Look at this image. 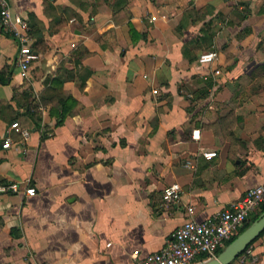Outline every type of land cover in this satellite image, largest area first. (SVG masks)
Instances as JSON below:
<instances>
[{"label": "crops", "instance_id": "0c3cea01", "mask_svg": "<svg viewBox=\"0 0 264 264\" xmlns=\"http://www.w3.org/2000/svg\"><path fill=\"white\" fill-rule=\"evenodd\" d=\"M8 1L36 14L44 41L23 71L0 20V184L18 186L0 191V264H136V249L160 250L188 218L264 183V0ZM211 51L217 61H199ZM176 181L181 200L167 203ZM251 248L243 264H264V234Z\"/></svg>", "mask_w": 264, "mask_h": 264}, {"label": "built area", "instance_id": "2783aa9c", "mask_svg": "<svg viewBox=\"0 0 264 264\" xmlns=\"http://www.w3.org/2000/svg\"><path fill=\"white\" fill-rule=\"evenodd\" d=\"M0 20L4 31L12 33L19 45L17 63L23 71L40 57L32 46L33 36L30 33L29 19L14 12L8 0H0ZM219 59L217 51L200 54L202 63H214ZM219 72V70H217ZM12 126L20 131L24 138L30 135V129L23 127L18 121ZM198 136V130L194 131ZM11 138L7 137L3 143L5 148L11 146ZM206 156L215 155V151H205ZM18 190L15 183L0 184V191ZM27 192L35 194L36 188L29 187ZM183 188L179 182H172L164 189V199L167 203H178L181 200ZM264 204V183L249 188L245 194L208 217L197 220L188 218L179 225L167 239L165 245L158 251L139 256V250L134 251L136 264H195L199 261L215 257L218 250L233 240L244 227L249 217L256 213ZM194 212V207H189ZM252 248L249 246L240 254L239 264L246 262L251 256Z\"/></svg>", "mask_w": 264, "mask_h": 264}, {"label": "trees", "instance_id": "16d2710c", "mask_svg": "<svg viewBox=\"0 0 264 264\" xmlns=\"http://www.w3.org/2000/svg\"><path fill=\"white\" fill-rule=\"evenodd\" d=\"M86 4L87 3L85 1H81L80 2V5L83 6V7H85ZM35 15L36 14L34 12H32V13L29 14V18H28L29 19V24H30V33H31V35L33 37H34V35H33L34 34V31L37 30V28L34 27V26H36V21H34ZM31 20H33V23L32 22L30 23ZM128 24H129L130 32L132 34V38L134 40H137V39L141 38L142 35L140 34V32L137 31V29L135 28V26L133 25V23L129 21ZM205 25L207 26L208 23H205ZM206 31H207V29H205L204 27H202L201 32H205V34L200 35L199 42L200 41L201 42H206L208 40V38H210V41H212L213 34L206 33ZM6 33L14 36L12 33H9V32H6ZM43 41L44 40L42 38H39V39H36L35 41H33V43H32L33 48L38 51L39 50V46H40V44L43 43ZM208 48H210V47L208 46ZM77 52L80 53L82 57H85V56H88L89 54H91V51L86 46H84V45L78 46L77 47ZM0 81L3 82V83L8 82V78H7V75H6V71H1L0 72ZM85 83H86V78L83 77V80L81 81V85H84ZM212 84H213L212 80L211 79H208L206 81V85L202 89L196 90V92L201 91V92H205V94H207V90H208V88ZM19 96L21 97V99L24 100V103L26 104V107H27V111L33 117V119L35 120L36 125L37 126H40L41 125V121H40L41 120V116L37 114L36 105L33 104V101H34L33 96L28 91H22L19 94ZM72 100H74L75 103H77V100L75 98H73L72 96H70V95L69 96H64V99L62 100L60 107L59 108L56 107L57 109L56 108L54 109V107L52 108V112L55 113L56 116L58 117V123L63 122L64 119L67 117V115L70 113V111H71V106L70 105L72 103L71 102ZM262 212H264V204L260 207V209L256 213L252 214L249 217V219L246 221L244 227L241 229V232L246 227H248L255 219H257L261 215ZM262 234H264V232ZM254 241H252L248 245V247L251 246ZM221 250L222 249H219L218 250V253Z\"/></svg>", "mask_w": 264, "mask_h": 264}, {"label": "water", "instance_id": "95a60500", "mask_svg": "<svg viewBox=\"0 0 264 264\" xmlns=\"http://www.w3.org/2000/svg\"><path fill=\"white\" fill-rule=\"evenodd\" d=\"M264 232V212L230 241L215 257L195 264H231L248 245Z\"/></svg>", "mask_w": 264, "mask_h": 264}, {"label": "rangeland", "instance_id": "374dc122", "mask_svg": "<svg viewBox=\"0 0 264 264\" xmlns=\"http://www.w3.org/2000/svg\"><path fill=\"white\" fill-rule=\"evenodd\" d=\"M199 57H200V55H199ZM223 248H224V247H223ZM223 248H222V249H223Z\"/></svg>", "mask_w": 264, "mask_h": 264}]
</instances>
